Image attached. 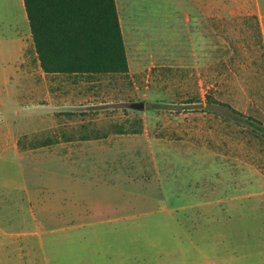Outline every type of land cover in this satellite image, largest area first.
<instances>
[{
  "label": "rangeland",
  "instance_id": "obj_1",
  "mask_svg": "<svg viewBox=\"0 0 264 264\" xmlns=\"http://www.w3.org/2000/svg\"><path fill=\"white\" fill-rule=\"evenodd\" d=\"M136 5L150 40L128 42L136 84L123 96L145 103L138 113L108 110L109 99L121 94L106 89L95 92L101 106L81 107L71 79L43 74L27 40L22 1L0 0V146L61 143L64 136L54 133L65 131L69 110L100 118L118 113L102 121L103 130L120 126L145 134L130 152L70 155L55 147L49 154L24 151L23 158L0 152V264L258 262L264 185L229 180L223 164L227 154L232 165L242 158L264 173L259 16L247 9L240 45L232 32L223 48L208 41L207 25L191 40L197 26L182 24L187 0ZM214 43L218 49L210 48ZM73 95L75 103L66 104ZM42 102L45 112L33 110ZM46 121L48 131L36 132ZM52 155L75 166L74 173L40 158Z\"/></svg>",
  "mask_w": 264,
  "mask_h": 264
},
{
  "label": "crops",
  "instance_id": "obj_2",
  "mask_svg": "<svg viewBox=\"0 0 264 264\" xmlns=\"http://www.w3.org/2000/svg\"><path fill=\"white\" fill-rule=\"evenodd\" d=\"M21 1L25 8L24 1L23 0ZM115 1L119 13L122 35L128 57V63H129L128 74L101 76L97 78L80 76L78 79H76L73 76H66V75L63 76H66L69 79H71V83L69 82V86H71L70 87L71 89L79 86V94L77 98H79V102H78L79 105H83L81 107L92 108V107L101 106L102 104L97 102V95L95 94V92H97L98 89H106L108 92L110 91V93L117 92V94H121L120 95L121 97L115 95L111 99H109V101L106 103V105H108V110L116 109V108H125V109L129 108L134 113H138L139 112L138 110H134L131 108V105L133 103H136V100L125 96L129 94L130 89L132 90V85H133L132 83L134 82V84H136L135 76L134 73L132 72V66L130 64V55L132 53L128 46L129 44L128 42H135L138 41V39L139 41H144V40L146 41L150 39L143 36L146 29H144L143 25L141 24L142 20L138 19L139 14L137 12L136 0H115ZM187 2L188 5L186 8H184L183 11L184 13L182 16V22H183L182 24H189V25H193L194 27L197 26L196 28L191 29L192 41H194V39L203 32L202 26L207 25L205 29L206 32L208 34L213 35V37L208 39L209 42L220 41L221 43L220 47L225 48L227 44V47L229 48V45L231 43L230 42L231 39L229 38V35L233 32V35H238V38H236L235 36L234 40L236 41L238 39L237 41L239 42L240 45L241 23L243 24V27H245L247 9L253 10L254 12H256V15L259 16L258 20H260L262 35H264V22H263L264 16L262 15V11H261V9H263V6L261 5L259 0H187ZM135 18H137V20ZM27 21L29 23V20ZM195 33H196V37L194 35ZM26 34H27V40L32 39L30 24L28 30L26 31ZM137 34L138 35L140 34L139 38L136 36ZM210 48L218 49V45L214 43V45L210 46ZM23 53H24V49H23ZM138 58L140 57L138 56ZM43 74L46 76L61 75V74L48 75L44 72ZM64 85H68V84H64ZM32 90L38 91V87L37 86L32 87ZM69 92L70 90L66 91V93ZM124 93L125 95L123 96ZM91 97H93V99H91ZM74 99H76L75 95H73L72 100L71 98H68L66 104H70L69 101L75 103ZM43 104H44L43 102L38 103L37 105L33 104L32 108L33 110L34 108H36L37 109L36 112L41 111L40 113H43L46 111L44 110L45 105ZM112 105H119V106L111 107ZM88 111L89 110H85L79 112L78 115H76L74 113L75 111L69 110V113L67 114L68 116L67 118H65L66 120H64L63 123H61L64 126H66L65 131L62 130L60 132L54 133L55 135L59 134L60 136H64L65 139L62 140L61 143H58L55 146H51L49 145V143H47V144H43V146L38 147L37 149L23 150L24 148L20 146L16 141L15 144L0 146V152L2 153L14 152L17 155H19L21 158L24 157L23 156L24 151L32 153L40 150L41 152L45 151L49 154L50 152L52 153L58 151L55 149V147H59L61 151L67 152L70 155L75 152L82 154L92 153V152L98 154L106 153V152H127V151L130 152L134 150V147H136V139L145 136V134L143 133L144 130L141 131V129L138 130L133 129L130 131L128 130L129 128H122L120 126H117L116 128L110 129L109 131L103 130L102 121L112 120L116 117H119L117 115L118 113H116V115L113 113H109L107 116L106 114H104L105 117L100 118L103 117L102 114L100 113H99L100 115L90 114ZM138 117L144 120V116H138ZM47 124L48 122L46 121L38 125V128L40 130L37 129L36 132L40 131L42 133L48 131L49 128L46 127ZM31 146L33 148V145ZM50 157L45 158V156H42L40 158L55 165L62 164L63 166L71 170L75 167L72 164H68L66 161H64V163L61 161L56 162L53 155L51 158ZM224 157L226 158L224 159V164H223L225 166L223 168V175H225L229 180L234 181L235 179H238L240 185L241 184L246 185L249 182H253L257 184L259 183L261 185H264V173L260 171L257 167L253 166V164L247 163L242 158H238L239 160L236 166V165H232L230 160L231 158L230 155L226 154V156ZM72 171L73 172L71 173H74V170ZM236 171L238 172L236 173ZM77 173L78 174H75L76 176L81 175V173L79 172ZM256 194L257 193L255 192L248 193V195L250 196ZM263 232H264L263 229L258 230V237L260 239L261 237L264 236ZM256 258L258 260L256 264H264V247L262 248L261 252L257 253Z\"/></svg>",
  "mask_w": 264,
  "mask_h": 264
},
{
  "label": "trees",
  "instance_id": "obj_3",
  "mask_svg": "<svg viewBox=\"0 0 264 264\" xmlns=\"http://www.w3.org/2000/svg\"><path fill=\"white\" fill-rule=\"evenodd\" d=\"M46 74L126 75L129 63L115 0H23Z\"/></svg>",
  "mask_w": 264,
  "mask_h": 264
},
{
  "label": "water",
  "instance_id": "obj_4",
  "mask_svg": "<svg viewBox=\"0 0 264 264\" xmlns=\"http://www.w3.org/2000/svg\"><path fill=\"white\" fill-rule=\"evenodd\" d=\"M131 108L134 110L142 111L145 108L144 102H136L131 105Z\"/></svg>",
  "mask_w": 264,
  "mask_h": 264
}]
</instances>
